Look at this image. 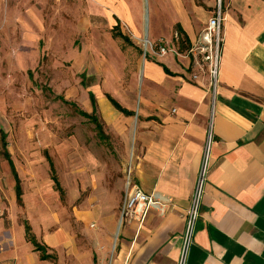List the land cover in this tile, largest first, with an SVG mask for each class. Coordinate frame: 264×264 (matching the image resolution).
I'll list each match as a JSON object with an SVG mask.
<instances>
[{"label": "crops", "instance_id": "crops-1", "mask_svg": "<svg viewBox=\"0 0 264 264\" xmlns=\"http://www.w3.org/2000/svg\"><path fill=\"white\" fill-rule=\"evenodd\" d=\"M175 8L176 27L187 34L191 48L216 9L187 13ZM223 13L215 101L207 77L193 80L198 74L193 58L168 54L146 60L142 88L133 95L139 100L138 113L126 105L135 115L125 116L111 104L126 118L137 116L119 170L124 177L116 191H103L110 196L100 197L99 211L83 220L81 242L72 243L74 238L64 232L48 242V254L55 259L43 261L39 255L41 262H32L26 229L17 226L8 238L15 250L0 252L2 264L15 255L17 264H179L210 125L208 174L187 264H264V0H225ZM41 16L29 0H0V74L30 72L44 33ZM163 23L152 31L153 39L170 38ZM128 176L163 206L151 210L143 223L120 221ZM6 197L17 198L16 189L8 196L0 186L3 212ZM16 230L23 236V253L15 244Z\"/></svg>", "mask_w": 264, "mask_h": 264}, {"label": "rangeland", "instance_id": "rangeland-1", "mask_svg": "<svg viewBox=\"0 0 264 264\" xmlns=\"http://www.w3.org/2000/svg\"><path fill=\"white\" fill-rule=\"evenodd\" d=\"M29 1L33 9L41 12L38 19L44 32L30 72L0 74V186L8 196L15 191V177L4 157V132L23 193L21 202L17 198L3 200L6 205L0 220V252L15 250L8 240L9 233L17 226L25 230L26 222L37 241L49 251L50 238L64 232L74 238L72 243L78 239L81 242L83 220L88 221L99 211L100 197L107 195L103 191L113 193L124 177L119 170L126 138H130L137 122V116L131 120L116 111L107 96L123 107L133 106L137 114L139 100L133 95L142 88L146 60L157 58L160 46L175 49L177 54L173 55L178 58H192L188 50L180 51L175 7L179 5L187 13L192 9L214 11L220 2L166 0L165 8L163 0ZM221 2L224 6L225 0ZM117 20L133 45L112 38ZM163 20L162 28L169 30L170 38L155 40L152 31ZM145 38L150 42L148 49L143 44ZM90 91L97 100L103 137L94 121L78 112L93 113ZM48 157L60 188L53 180ZM90 227L94 229L95 223ZM22 239L16 230L15 244L21 247ZM21 248L23 253L25 248ZM27 253L32 262L34 258L41 262L33 245ZM9 259L7 264L19 261L16 255Z\"/></svg>", "mask_w": 264, "mask_h": 264}, {"label": "built area", "instance_id": "built-area-1", "mask_svg": "<svg viewBox=\"0 0 264 264\" xmlns=\"http://www.w3.org/2000/svg\"><path fill=\"white\" fill-rule=\"evenodd\" d=\"M224 22L225 16L223 13V5L220 0L216 7L214 16L209 19L197 43L188 51L189 54L192 55L193 61L198 68V74L193 75V80L197 82L201 75L207 77L209 90L212 93L214 101L220 80ZM168 54H177V52L173 48L170 49L168 47L160 46V52L157 55L166 56ZM212 133V125H210L202 165L192 195L191 205L187 213L186 229L179 264H187L190 248L194 241L196 223L200 216L204 186L208 174V161L210 158ZM126 189L122 220H134L139 223H143L151 210H162L163 206L158 198L144 193L139 186L132 183L129 176L126 181ZM3 214L4 212L0 205V218H2Z\"/></svg>", "mask_w": 264, "mask_h": 264}, {"label": "trees", "instance_id": "trees-1", "mask_svg": "<svg viewBox=\"0 0 264 264\" xmlns=\"http://www.w3.org/2000/svg\"><path fill=\"white\" fill-rule=\"evenodd\" d=\"M176 32L178 33V45L180 47V51L181 52H184L186 50H189L190 49V41H189V38L187 36V34L184 32V30L178 25L176 27ZM113 37L115 39H121L124 41V43H128L130 45H133V43L131 42L129 36H127L126 34H124L121 29H120V20H117V25L113 28ZM85 83V82H84ZM90 96V100H91V104H92V108H93V113L92 114H88L86 113L85 111H82V110H78V112L84 116V117H88L90 118L92 121H94V123L97 125V128L98 130L100 131V135L101 137H103V126L101 125V123H99V120H98V117H97V101L94 97V95L92 93L89 94ZM60 99H62V101H64L65 103H69L67 102L63 97H61ZM108 99L109 101L111 102V104L114 106V108L116 110H118L119 112L123 113L125 116H132V115H135L133 112L125 109L124 107H122L114 98H112L111 96H108ZM6 134L4 132H2V141H3V147H4V157L5 159L7 160V162H9L10 164V167H11V170H12V174L13 176L15 177V181H16V186H15V189H16V194H17V199L19 202H21L22 200V188H21V183H20V179H19V176H18V173H17V170H16V166L11 158V155L8 151V144H7V141H6ZM50 163H51V166H52V162H51V159L48 157ZM52 171L54 173L53 175V180L55 182V185L56 187L60 188V183L59 181L57 180L56 176H55V172H54V169H53V166H52ZM25 229H26V234H27V238H28V241L35 247V250L37 252L40 253V257H41V260L45 261V260H49V259H55L54 256L48 254V250H47V247L40 244L37 239L35 238V236L32 234L31 232V227L28 223L25 224Z\"/></svg>", "mask_w": 264, "mask_h": 264}, {"label": "bare ground", "instance_id": "bare-ground-1", "mask_svg": "<svg viewBox=\"0 0 264 264\" xmlns=\"http://www.w3.org/2000/svg\"><path fill=\"white\" fill-rule=\"evenodd\" d=\"M143 44H144L145 48L148 49L150 47L149 39L145 38L143 41Z\"/></svg>", "mask_w": 264, "mask_h": 264}]
</instances>
